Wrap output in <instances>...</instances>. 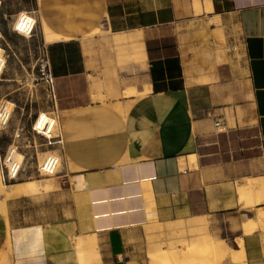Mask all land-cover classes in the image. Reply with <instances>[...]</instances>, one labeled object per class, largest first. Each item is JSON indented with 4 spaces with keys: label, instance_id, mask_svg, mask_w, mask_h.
<instances>
[{
    "label": "crops",
    "instance_id": "1",
    "mask_svg": "<svg viewBox=\"0 0 264 264\" xmlns=\"http://www.w3.org/2000/svg\"><path fill=\"white\" fill-rule=\"evenodd\" d=\"M36 7L42 29L60 36L46 43L43 29L68 111L55 148L70 169L72 199L67 215L17 225L9 207L26 195L9 197L0 264L3 252L7 264H78L79 236L96 238L101 264H150L148 238L158 233L147 226L255 220L264 209V200L248 202L264 191V0ZM243 243L247 264H264V233L244 234Z\"/></svg>",
    "mask_w": 264,
    "mask_h": 264
},
{
    "label": "rangeland",
    "instance_id": "2",
    "mask_svg": "<svg viewBox=\"0 0 264 264\" xmlns=\"http://www.w3.org/2000/svg\"><path fill=\"white\" fill-rule=\"evenodd\" d=\"M25 5L29 7L22 8ZM33 8H36V0H1L0 6V64L2 63V67L4 65L0 72V100L10 99L9 105L11 106L9 107L13 110L8 125L0 130V142L5 149L12 145L11 147H15L25 156L23 165L21 164L20 176L5 184L4 193H0V198H6L7 211L3 213L7 216V221L9 222L10 213L17 225L67 215L72 199L68 179L70 169L60 152L62 143L57 141L54 145H48L43 137L34 134L31 129V122L38 112L46 111L54 114L53 111L56 109L59 116L54 126V134L59 136L63 118L68 113L67 110L61 108L59 97L55 107L47 95L45 84L35 80L38 70L37 61L46 47L43 40V29L46 43L60 36L52 32L44 22H42V29L39 17L36 19L32 17L33 21L38 23L32 36L19 32L15 27L19 12L27 13L28 9ZM20 128L22 130H19ZM58 146L60 148H55ZM57 156L62 160L55 171L57 174L52 177L43 175L40 165L48 157ZM24 181L28 184L22 190L16 191L17 184ZM23 194L26 195L24 198L11 203L8 213L7 199ZM238 220L230 219V227L224 223L223 227L218 225L213 226V229L208 217H197L178 227L164 228L159 224L147 226L146 232L149 235L158 233L148 238L150 264H220L221 261H218L217 254H214L215 246L209 243L210 240L207 242L210 244L209 247L206 243L203 244L204 241H201L200 245L193 244L194 247L189 245V236L192 232L188 226L199 224L201 230L203 226V230L208 229L214 237H220L223 234L222 238H225L231 246L236 247V239L233 235L237 234L236 230H240V220ZM241 222L242 216L240 228L243 227L241 228L243 235L259 229L255 221L245 224ZM168 230L170 232H167ZM3 253L7 255V252ZM77 261L80 264L78 257ZM3 262L7 264L8 259L6 258ZM93 262L95 261L90 260L86 264Z\"/></svg>",
    "mask_w": 264,
    "mask_h": 264
},
{
    "label": "bare ground",
    "instance_id": "3",
    "mask_svg": "<svg viewBox=\"0 0 264 264\" xmlns=\"http://www.w3.org/2000/svg\"><path fill=\"white\" fill-rule=\"evenodd\" d=\"M28 17H29V15L26 12H20L18 14V16L16 18V22H15V27L19 32L27 33L28 26H31L32 23L36 22V21H33V19L29 20ZM26 19H28V20L25 23ZM0 54H1V50H0ZM3 67H4V65H3ZM3 67H2V63H1L0 64V72L2 71ZM127 92H129V91H127ZM127 92H126V94H127ZM135 93H136V91H135ZM9 106H11V105H9ZM9 155H12V158H10L9 161H8V158H6V163L9 166V168H11V172L13 173L16 166L22 164L25 156L23 153L18 152L15 147L10 148L7 157ZM45 155H47V154H45ZM61 161H62L61 158L58 156L57 157H48L40 165V170L42 171L43 175H50L52 177V176L57 174L55 171H56L58 165H60ZM0 172H1V167H0ZM252 185H253V183H252ZM253 186L251 189H253ZM259 186H260V184H259ZM4 187H5V183L2 181L1 176H0V193H4ZM256 188H258V187H256ZM256 188H254V189H256ZM245 190L247 191L246 187H245ZM249 191H251V190H249ZM256 192H257V190H256ZM243 196H245V194ZM247 196H250V195H247ZM0 199H1L0 200V209L2 212H6L7 211L6 210L7 209L6 208V202H5L6 198L3 197ZM245 199H246V197H245ZM248 200H249L248 201L249 203H252L251 205H253L254 202L259 203L260 201L264 200L263 189L259 190L258 197L257 198L255 197V200H251V198ZM245 205H246V203H245ZM254 221H255L256 225L258 226V228L264 233V209H257L256 210ZM9 226L10 225L8 222V227ZM199 227H201V226H199V224L198 225L191 224L190 226H188L189 230L192 232L191 235L189 236V245H191V246H193V244L194 245H197V244L200 245L201 241H204L203 244L204 243L207 244V242H209V240H210L209 243L212 246H215V250H214L215 253L214 254H217L218 261L219 262L221 261L220 264H224V263L247 264V258H246L247 254H246L245 248H244L243 234L239 235L237 237L236 241H237L238 247H233L227 242V240L225 238L214 237L208 229L203 230V226H202V230H201ZM8 230H9V228H8ZM210 244H207L208 247ZM7 246H8V250H9V248H10V231L8 232ZM75 246H76L77 257H78L80 264H86L90 260L95 261L96 264H101L100 253L98 252L96 238L94 236H86V237L79 236V237H77L75 240ZM6 256L3 257V261L7 258ZM214 257H215V255H214Z\"/></svg>",
    "mask_w": 264,
    "mask_h": 264
},
{
    "label": "built area",
    "instance_id": "4",
    "mask_svg": "<svg viewBox=\"0 0 264 264\" xmlns=\"http://www.w3.org/2000/svg\"><path fill=\"white\" fill-rule=\"evenodd\" d=\"M0 6H1V0H0ZM27 14H29L28 17L29 20L30 19L32 20V17L36 19L37 17H39L38 7L33 9H28ZM27 20L28 19L25 20V23ZM37 24L38 23L34 22L31 24V26H28L27 29L28 36H32ZM37 62H38V70H37V75L35 76V80L42 81L45 84L47 95L50 98L51 102L54 103L56 107L58 101V94L56 90L55 77L52 74L50 57L47 47H45L42 50V53ZM9 104H10V99L0 100V130L2 128H5L11 119L13 110H10ZM53 112L54 114H50L49 112L46 111L43 114L41 112H38L34 120L31 122V129L34 132V134L43 137L45 139L46 144L48 145H54V143L57 141L62 143V138L54 134V126L56 124V120L58 119L59 115L56 109H54ZM215 125L219 129L222 128L221 126L222 124L220 120H217ZM19 130H22V128H20ZM11 146L12 145H9L5 149L2 143L0 142V167H1L0 176L5 184L18 179V177L21 174L22 165H23V163L22 165L21 164L17 165L14 172L13 173L11 172V168H9V166L6 163V158H8V161L10 160V158H12V155H9L7 157Z\"/></svg>",
    "mask_w": 264,
    "mask_h": 264
}]
</instances>
